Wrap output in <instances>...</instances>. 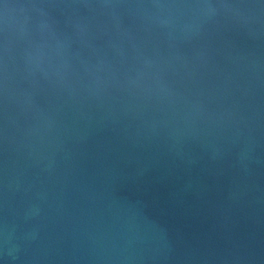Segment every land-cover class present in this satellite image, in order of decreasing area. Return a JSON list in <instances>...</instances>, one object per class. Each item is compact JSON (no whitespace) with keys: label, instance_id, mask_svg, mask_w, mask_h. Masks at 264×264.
I'll return each mask as SVG.
<instances>
[{"label":"water","instance_id":"1","mask_svg":"<svg viewBox=\"0 0 264 264\" xmlns=\"http://www.w3.org/2000/svg\"><path fill=\"white\" fill-rule=\"evenodd\" d=\"M0 264H264V0H0Z\"/></svg>","mask_w":264,"mask_h":264}]
</instances>
